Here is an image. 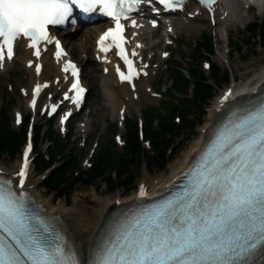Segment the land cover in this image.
<instances>
[{"label":"snow or ice","instance_id":"1","mask_svg":"<svg viewBox=\"0 0 264 264\" xmlns=\"http://www.w3.org/2000/svg\"><path fill=\"white\" fill-rule=\"evenodd\" d=\"M158 2L166 9L184 6V0ZM199 2L212 11L216 0ZM144 3L151 0H0V67L14 58L20 39L37 58L41 46L46 51L49 44L55 45L58 61L66 56L50 28L70 22L74 7H79L111 19L113 26L99 37L98 47L105 54L117 50L127 71L120 65L116 71L122 81L131 82L139 71L125 47L124 21ZM131 25L138 26L134 19ZM131 55H137L135 50ZM35 67L39 74L41 65ZM63 71L74 78L69 88L74 95L65 93L64 98L79 104L85 92L80 69L67 60ZM41 87L37 84L33 90V107ZM57 107L52 105L51 111ZM31 151L29 142L15 187L11 178L0 175V264H80L63 237L26 210L27 194L22 189ZM139 195H146L143 186ZM258 250L264 252V104L220 130L183 189L122 225L96 251L91 264H249Z\"/></svg>","mask_w":264,"mask_h":264},{"label":"rangeland","instance_id":"2","mask_svg":"<svg viewBox=\"0 0 264 264\" xmlns=\"http://www.w3.org/2000/svg\"><path fill=\"white\" fill-rule=\"evenodd\" d=\"M261 8L254 7V9H247L245 11V17L240 20H236L230 25L226 30L213 29L212 26L204 24L203 26L196 28L194 25L188 23L184 27L179 24L178 16H176V30H181L177 32L176 38L173 44H170V58L164 64L161 63L157 69V73L152 78V89L157 92L158 96H152L147 94L142 96L143 98L138 101V106L133 103H128L126 110V118H133L134 120H125L124 123H117L118 116L117 112L112 115L110 113L111 106L108 104V98L105 93L100 90L101 80H100V70L97 69L92 59H87L84 62V79L87 80L90 88V94L87 99L88 106H85L81 113L76 117H73L69 125H73V138L71 146V154L66 158H61L62 155L67 153L52 152L50 148H53L54 144L52 138L50 137L51 128L48 126L51 123V118H48L41 112L42 109L39 108L38 116L39 119L34 124L33 131V162L36 165V173L39 175L42 171L38 167L39 156L43 154V160L47 159L48 163L52 162L51 156L55 157L52 169L50 170V176L56 171H60L61 177L56 176V182L59 185L58 189H62V192L54 189H47L45 187V180L41 177L39 190L44 193V196H53L54 198H65L69 203L71 201L74 193H78L82 196L84 202H90V205H97V197L100 195L114 196L118 192L122 195H129V193H135V188L143 177L151 180L161 173L168 172L170 168V163L180 156L183 155L185 151L192 143L193 139L199 134L200 128L204 125L205 116L210 107L215 102V96L227 83H222L218 85L219 88H214L212 96L209 100L200 103L201 113L199 109L191 108L187 113L186 118L190 119L192 123L187 127L183 128L180 133L167 134L171 141L165 148V158L164 168L161 170H156L155 165L152 161L147 162L145 165L144 159L139 158L140 162L138 164L133 163L131 169L134 175V183L128 187H125L122 182V178L128 173L122 170L120 176H117L118 169L115 166L110 165L107 167L106 171L102 177H96L95 179L89 178L88 174L92 171L97 163L99 154L105 144L112 149V155L117 157V152L124 154L125 147L127 146L128 134L127 131L129 127L133 126L136 129V139L138 145L141 146V151L146 153L150 152L148 155L154 157V144L152 137L147 135L146 128L150 126L155 132L160 130V118L165 115H171L172 111L170 107L177 103L178 100L188 97L191 99L189 93L191 92V85L194 86V82L189 84V89L187 92H181L174 85V80L172 75H170V68L167 66L168 62H173L172 64L176 66V69L181 72L182 76L186 77L190 81L188 68L194 66L197 68V72L200 75L208 76L210 68L208 69V61L201 59L194 60L192 52L207 51L205 47L196 48L194 45L198 44L200 39L203 38L204 32L210 37L209 42L212 43V52L208 53L209 56L206 58L209 60L210 64H215L219 67L220 72H223L226 67L229 72L236 76L237 79H245L247 75H251L252 71L257 70L264 64V31L258 29L259 21L264 20V2L260 5ZM252 27L253 30H250ZM84 30L82 29L78 34L74 35V41L78 42L82 40L87 42V36H80ZM258 33L261 34L259 37ZM214 37V40H213ZM178 38V39H177ZM216 43H215V42ZM209 44V43H208ZM198 46V45H197ZM194 47V48H193ZM224 48L228 52V62H225L219 57L217 51H223ZM216 50V53H215ZM206 52V53H207ZM76 57H79V51L74 52ZM201 61V62H200ZM213 66L214 67L216 66ZM17 74H15V72ZM202 72V74H201ZM217 77L220 79L222 75L216 72ZM26 72H23L19 67H15L13 72L3 74L0 77V102L1 106H7L9 109L8 115L12 117L10 122V128L14 132H19L21 136L18 137L19 144L13 152L4 151L0 154V162L6 166H10L12 163L17 162L21 154V148L26 143L25 131L26 125L32 119L30 112L25 109V103L27 97H23L19 94L18 86L24 85L27 82ZM247 80V79H246ZM210 83L212 81H209ZM246 81H238V85ZM209 85V83L205 82ZM10 84L12 88H10ZM215 92V93H214ZM127 99H123L126 101ZM106 104V105H105ZM21 107L23 111L24 120L18 125L15 121L14 113L15 108ZM41 107V104H40ZM101 109V110H100ZM150 110L151 112L146 113ZM157 112V115H155ZM170 116V121L175 125L180 126L182 118L180 119L179 114H173ZM198 116V120L196 119ZM182 117V116H181ZM181 120V121H180ZM143 124L142 135L139 134V125ZM53 128L58 130L57 119H54ZM52 124V123H51ZM71 126H69L70 128ZM76 127V128H75ZM125 143V144H124ZM40 150V152H39ZM151 150L153 152L151 153ZM39 154V155H38ZM47 157V158H46ZM5 160V161H4ZM35 168V166H34ZM35 173V172H34ZM35 173V174H36ZM36 175V176H38ZM81 178L83 179H79ZM109 176L112 183L110 187H106L105 180ZM40 177V176H39ZM118 181H117V179ZM86 179V180H84ZM47 180V179H46ZM88 180V181H87ZM125 181V180H124ZM92 182V183H91Z\"/></svg>","mask_w":264,"mask_h":264},{"label":"bare ground","instance_id":"3","mask_svg":"<svg viewBox=\"0 0 264 264\" xmlns=\"http://www.w3.org/2000/svg\"><path fill=\"white\" fill-rule=\"evenodd\" d=\"M251 1L254 2L256 0ZM249 2L250 0H218L213 5L212 11L202 9L192 3H188L185 5L183 11L180 12L179 20L184 25L190 23L198 29L199 27L206 24L209 27L212 26L213 29L216 28L220 31L226 30V28L232 25L234 21L243 19L245 17V11L248 9V7L249 9H253L254 6H257V3H255L254 6H248ZM92 33L93 31L88 29V32L84 31L80 35L87 36L88 41L86 43L82 40L78 42L69 40L68 48L70 51L72 53L78 51H88L90 48V41L94 37L92 36ZM19 50L20 57L23 59L22 68L28 73L29 79V85L24 91L27 96L25 109L33 115L32 120L37 121L39 103L42 102V105L47 109L49 102H51L50 98L52 94H48L47 97H44L46 89L54 85L51 81L49 82V79L46 78L47 73L49 72L47 67H49L53 73L52 78H58L57 86H61L63 82L61 70L57 69L59 63L52 60L49 57V54L45 53L42 57L44 67L42 70L43 72L41 74V79H37L36 73L32 71V68L25 66V61L26 63L29 62L27 58H29L30 51L25 49L23 45L19 47ZM220 55L222 58L224 57L225 62H228V52L225 48ZM9 66L10 64L6 63L4 68ZM145 73L141 75V79L135 84L136 90L134 92H137V94L134 97L133 91L129 90L127 83H119L117 79H115V75L112 70H110V72L106 75L102 74L103 85L101 89L108 98V104L112 109H115V112H118V109L122 105L123 101L121 97L128 96V100H130L129 102L133 103L137 107L138 101L143 98L142 96H146V91L151 86L152 73L150 70H146ZM251 73L252 74L248 76L246 82L237 85L233 90L227 92L231 93L227 100H232V98L236 97L234 100L226 102L225 99H223L226 95L225 92H220V94L217 95L216 101L210 107H208L205 116V122L200 128L199 134L193 139V143L185 151H183V155L174 159L172 163H170L168 172L161 173L151 180H148L145 177L141 179V181L149 189L150 194L153 195L155 191L162 189V187H165L168 184H171V181L175 175L181 171L185 164H187V162L194 156V152L199 149L201 145H203V140L208 132V128L217 120H219L220 117H222L226 109H224V105L226 103H228L227 107L241 104L244 105L247 103V101H250V99L258 96L260 92H264V64ZM32 84L33 87L29 88ZM37 84H40L42 87L41 91L36 97L35 107H33V90ZM44 85L47 86L44 87ZM151 91L149 94H152ZM133 98L138 100H134ZM15 112L22 114L21 107H18ZM21 157L22 155L16 160L17 162L12 163L10 166H6L3 164V162H0V172L8 174L12 178L17 179L18 177L16 176V173L21 167ZM40 177L36 176V174L33 172V169H30L28 177L25 181V187L36 196L40 205H44L48 212L58 215L68 237H70L72 240L74 247H76L80 258H83L84 263H86L88 256L92 251L95 250L98 241L106 233L113 219H115L116 209L130 204L137 195L136 191L135 193H129V195H122L120 192L114 196L100 195V197H97V205H90V202H84L82 196L76 192L74 193V196H72L71 201L68 203L67 199L65 198L62 199L54 198L53 196H44V193L38 189L40 185Z\"/></svg>","mask_w":264,"mask_h":264},{"label":"trees","instance_id":"4","mask_svg":"<svg viewBox=\"0 0 264 264\" xmlns=\"http://www.w3.org/2000/svg\"><path fill=\"white\" fill-rule=\"evenodd\" d=\"M259 29H262L264 31V23L259 24ZM250 30H253L252 27H249ZM210 37L207 36L206 33H204L203 38L200 39L199 43L197 44L196 48L200 49V47H205L207 50H210L207 53L212 52V43L209 42ZM209 43V44H208ZM205 51H197L192 52L194 60H200L201 57H204L206 54ZM191 65L188 68L189 76H191L190 81L186 79V77L182 76L181 72H179L176 69V66L173 64L170 67V75H172V79L174 80V85L179 89L181 92H187L189 89V84L191 82H194V86H192L190 98L185 97L183 99H180L177 101V103L173 104L170 107V110L172 111V116L175 113H178L180 115V119L182 118V123L180 126L175 125L172 121H170V116L165 115L164 117H161L160 122V130L158 132H155L153 128L150 126L146 128L147 135H150L153 140L154 144V157H150L148 153L145 151H141V146L138 145L137 139H136V129L135 127L131 126L129 127L127 134H128V141L127 146L125 147L124 154H120L117 152V157L112 155V149H110L107 144L104 145L102 148L101 153L99 154V158L97 160L95 168L89 172L88 177L95 179L96 177H102L104 172L106 171L107 167L110 165L115 166V168L118 169L117 176H120V172L124 170L125 172H128L123 178H122V184L125 185V187H128L130 185H133L134 183V175L131 169V165L133 163L138 164L140 162L139 158L144 159L145 165L147 166V162L152 161V163L155 165V169L160 170L161 168H164V163L166 162V158L164 155L165 152V146L167 145L169 141H171V138L167 137V134L172 133H180L183 128L187 127L192 123L190 119L186 118L187 113L191 110V108L199 109V112L201 113L202 109L200 108V103L203 104L207 100H209L212 96V93L214 91L215 86L218 84L223 83L224 81L228 80L229 74L227 69H224L223 72H220L219 67L216 65L214 67L217 70L210 69L209 75L211 76V83L209 82L208 76L200 75L197 72V68L194 66V70L192 69ZM216 72H219L222 77L219 79L216 75ZM202 74V72H201ZM207 82L209 85L204 83ZM197 109V110H198ZM151 112L150 110L146 111V113ZM155 115H157V112H155ZM171 116V117H172ZM182 116V117H181ZM10 116L8 115V108L3 106L0 110V154L4 151L13 152L14 149L18 147L19 139L18 137L21 136L19 132H14L12 128H10ZM198 120V116L196 118ZM132 121V120H131ZM181 121V120H180ZM199 121V120H198ZM50 137L54 141L53 148H50L52 152H58L61 153L64 148H62V144L64 143V139L59 137L57 134H55L54 130H51ZM153 150H151V153ZM39 155V154H38ZM69 155H63L62 158H66ZM51 160H56L55 157L51 156ZM46 160H43L42 155L39 156V162L38 167L40 169L45 168L47 165H49ZM104 171V172H103ZM56 176L61 177L62 174H60V171H56L47 180H45V187L47 189H54L62 192V189H58L59 185L56 182ZM79 179H83L80 178ZM117 179V177H116ZM86 180V179H84ZM125 180V181H124ZM88 181V180H87ZM118 181V179H117ZM92 183V182H91ZM111 179L109 176L106 177L105 185L106 187L111 186ZM129 188V187H128ZM50 189V190H51ZM66 198V197H65Z\"/></svg>","mask_w":264,"mask_h":264}]
</instances>
